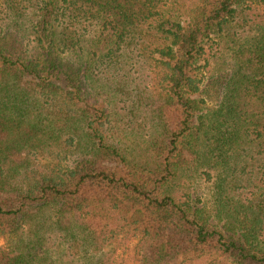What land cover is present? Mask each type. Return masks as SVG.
<instances>
[{
    "label": "trees",
    "instance_id": "1",
    "mask_svg": "<svg viewBox=\"0 0 264 264\" xmlns=\"http://www.w3.org/2000/svg\"><path fill=\"white\" fill-rule=\"evenodd\" d=\"M259 4L198 0L184 18L181 0L0 1V264H264ZM215 35L238 69L210 111L192 70ZM151 60L160 92L132 77ZM149 122L148 151L131 158L114 134ZM200 167L210 207L178 190ZM132 240L134 258L117 255Z\"/></svg>",
    "mask_w": 264,
    "mask_h": 264
},
{
    "label": "rangeland",
    "instance_id": "2",
    "mask_svg": "<svg viewBox=\"0 0 264 264\" xmlns=\"http://www.w3.org/2000/svg\"><path fill=\"white\" fill-rule=\"evenodd\" d=\"M197 2L198 0H181L180 8L172 5L170 7H174V9L178 10L180 14H183L185 18L190 17V15L192 14L190 10L191 8L196 7ZM257 6L262 8L264 7V4H259ZM2 17H4V21H0V23L9 22L4 12L3 14H1L0 12V19ZM228 32L230 31L228 30ZM213 38L215 39L214 41L212 39H209L207 40V42H205V50L203 51L201 57H199L196 67H194L192 70L193 73H195V75L200 80L199 83L202 90L201 93H197L195 96H201V98L205 99L203 105L206 106L207 109L209 108L210 111L218 107L219 101L224 93V89L227 84V79L229 78L231 73L235 71V69L236 71L238 69V67L233 62L234 57L232 56V51L229 48L230 42L227 41V37L223 36L222 38H220L219 36L218 38L215 35L213 36ZM58 55L61 59V62L74 66L75 68L82 66V64L86 66V57H77L75 54H72L70 52H64L61 49L58 50ZM151 61L153 63L154 69L151 73L147 68L144 67L142 68L144 69V72L142 73L136 72V69H133L132 77H135V80L137 79V81L139 79L142 80L144 84L150 83L151 80V88L152 84L154 83V90L160 92L159 83L163 77L162 70L160 67L156 66L154 60ZM83 80L85 82V92L90 94L91 101L97 102L101 105L104 102V99H106V97L104 96V93H102L101 96H97L96 94L99 92L93 89L96 84L98 85V78L96 77V75H91L90 71H88L86 74L83 75ZM107 106H109L108 103ZM147 115H151L150 109ZM196 121L198 124L200 120L197 119ZM107 126L109 125L107 124ZM147 128H150V130H140V128H136L132 125L125 130H118V133L115 132L114 137L116 139H119L120 135L118 134L125 135L126 137L122 139L125 141V144L128 145L129 153H132L131 158L137 156V158L143 159L144 155L148 151V144L145 142V139L147 138L146 135L152 131L151 122L148 123ZM253 147L254 149L256 148L254 145ZM203 171L211 172L212 169H210L209 167H200L197 173H188L184 177V180L181 181L178 190L179 193L184 192L191 194L192 198H195L201 204H207V206L210 207L213 204L215 196L214 178L209 179L208 176L203 173ZM240 191L247 192L248 190L243 189ZM136 242V240H132V243H130L127 248V245L124 248H120L117 252V255L124 254L125 257H129L132 255V258H134V245ZM4 243L5 238L0 235V245H3ZM132 261L133 259L129 260L130 263H132Z\"/></svg>",
    "mask_w": 264,
    "mask_h": 264
}]
</instances>
